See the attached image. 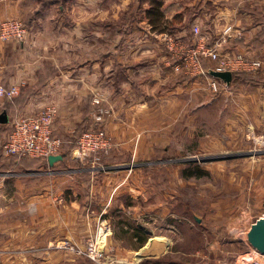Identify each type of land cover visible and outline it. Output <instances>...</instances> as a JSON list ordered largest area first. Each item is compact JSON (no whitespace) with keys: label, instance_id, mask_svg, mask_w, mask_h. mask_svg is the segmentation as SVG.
Returning a JSON list of instances; mask_svg holds the SVG:
<instances>
[{"label":"crops","instance_id":"1","mask_svg":"<svg viewBox=\"0 0 264 264\" xmlns=\"http://www.w3.org/2000/svg\"><path fill=\"white\" fill-rule=\"evenodd\" d=\"M71 1L41 6L43 0H0V24L19 19L28 28L23 41L0 39V76L7 86L20 87L18 102L0 97V117L10 112L0 120V264H95L53 244L70 240L83 246L102 220L111 229L104 244L110 264H237V256L250 249L238 238L245 228L234 234L227 227L253 220L238 217L240 205L217 200L188 223L175 212L172 177L163 166L185 161L169 158L175 150L180 154L197 144L223 152L253 132L264 134V82L233 76L215 92L205 76L175 70L165 40L173 36L190 46L204 37L222 56L261 60L262 69L253 75L264 78V0H159L156 16L153 0H120L127 20L117 36L98 58L74 65L73 17L64 8ZM206 61L205 70H212L214 63ZM97 92L111 110L102 126L114 143L101 157L103 169L66 154L79 126L94 125L91 101ZM49 105L58 109L53 135L66 157L54 165L16 164L2 151L14 119ZM209 114L215 115L211 123ZM258 174L264 178V159L251 170L253 181ZM258 183L264 208V180ZM154 239L165 245L148 251Z\"/></svg>","mask_w":264,"mask_h":264},{"label":"rangeland","instance_id":"2","mask_svg":"<svg viewBox=\"0 0 264 264\" xmlns=\"http://www.w3.org/2000/svg\"><path fill=\"white\" fill-rule=\"evenodd\" d=\"M64 8L73 17V65L88 58H98L103 50L102 46L107 45L109 40L117 36L115 31L120 29V26L127 20V8L120 0H73L71 3L68 2ZM96 33L99 35L96 36ZM91 34L96 37L87 41V37ZM91 46L93 48L89 50ZM206 60L209 59H204L203 67L204 62H207ZM210 61L214 63L215 67L216 62ZM207 64L211 65L210 63ZM261 69L245 72L259 74ZM206 72L209 73V70ZM214 95L215 93L206 99L208 105L213 104ZM214 118V114L206 116L209 123ZM249 137V140H246L241 146L230 147L223 152L217 150L203 151L198 148L197 144L191 145L190 151H180L182 152L180 154L175 153L177 150L169 152L170 159L176 157H186L187 159L183 162L175 161L163 166V168H167L169 177H172L174 203L178 202L175 212L178 215H185L189 219L188 223H196L194 213L199 215L205 210L210 212L211 210L206 208L211 207L215 201L222 200L225 202L232 201L235 205H240L241 212L238 217L244 218L245 221L253 220L254 222L263 216L264 208L260 206V199L257 198V195L262 191V186L260 183L255 184V182H262L264 178L258 174V177H255L253 181L251 170L253 171L254 167L257 169L259 164L263 163L264 144L258 142L259 139L257 138L260 137L258 133L253 132ZM164 163V165L167 164V162ZM163 164L161 163V165ZM189 167H199L208 174L201 177H187L184 175V169ZM94 168L97 169L96 166ZM232 171L236 173L235 177L230 176ZM177 173L179 177L176 176ZM244 194L245 197H242L241 195ZM237 222L239 223V221ZM239 228H245V226L240 224L239 227L232 224L227 227L228 232L231 231L234 234ZM56 243L53 244L54 248H56Z\"/></svg>","mask_w":264,"mask_h":264},{"label":"built area","instance_id":"3","mask_svg":"<svg viewBox=\"0 0 264 264\" xmlns=\"http://www.w3.org/2000/svg\"><path fill=\"white\" fill-rule=\"evenodd\" d=\"M27 34L28 28L22 20L8 19L0 24V39L2 41L12 39L23 41ZM165 42L172 59L177 61L174 66L175 70L185 71L191 77L205 76L210 88L215 92L221 90L224 82L205 71L203 67L204 59L215 61L216 66L214 69L221 71H255L263 67L261 60L248 58L242 54L230 57L222 56L217 46L209 45L204 37H199L194 46H184L173 36H168ZM19 93L20 87L18 85L7 86L0 76V97L12 100ZM106 102V97L103 93L97 92L93 95L91 117L94 125L87 128L80 135L76 141V148L72 153V157L75 160L91 162L92 166L101 169L104 168L101 161L102 155L110 153L114 147L113 139L102 126L103 117L111 113ZM57 114V107L49 105L33 115L16 117L13 121L12 130L2 144L3 154L7 157H42L46 159L51 155L60 154L62 141L53 135V124ZM257 139H259L258 142L264 144V134ZM244 226L245 230L242 232L247 231L250 224ZM110 230L107 222L102 220L98 224L94 237L87 238L83 246L77 245L70 240H62L57 242L55 247L72 251L77 255L86 256L99 264H110L107 261L104 249L105 239ZM240 233L238 238L243 240L240 237ZM236 263L264 264V254H260L250 247L248 251L237 256Z\"/></svg>","mask_w":264,"mask_h":264},{"label":"trees","instance_id":"4","mask_svg":"<svg viewBox=\"0 0 264 264\" xmlns=\"http://www.w3.org/2000/svg\"><path fill=\"white\" fill-rule=\"evenodd\" d=\"M56 1L63 2L64 0H43V4L41 6L44 5V2H45V4H49L51 2H56ZM161 5L162 4H161V2L159 0H153V3H152V7L153 8H152V11H155L154 12L155 13V16L159 14L158 11H159V7H161ZM234 78H237V79L239 78V79L244 80V81L256 82V83H263L264 82V78L256 77L253 74H251L249 72H245V71H235L234 72ZM182 79H189V81H192V79L189 78L188 76H183ZM31 92H33V89H29L27 92H25V94L23 95V97H21L19 99L24 100L26 98V96H29L30 95ZM11 101H12L13 104L16 103V102H18L16 100V97L14 99H12ZM7 110H8V108H7ZM8 111H7V114L9 115L10 112L8 113ZM87 128L88 127H86V124H83V125L79 126V129H77L76 141L78 140V138L80 137V135ZM76 141L74 143L73 150L70 153H66L67 155L68 154L70 155L75 150V148H76ZM159 153L161 154L162 151H159ZM66 154H63V157H66ZM12 157L15 158V162L17 161L16 164H24V163H28V162H45V163L48 162V159L42 158V157H25V158H17L16 156H12ZM58 161H61V160H58ZM58 161H56V162H58ZM56 162H54V164ZM54 164H52V165H54ZM206 174H208V173L206 171L200 169L199 167H195V168L189 167V168L184 169V175L187 176V177H189V176L201 177V176L206 175Z\"/></svg>","mask_w":264,"mask_h":264},{"label":"water","instance_id":"5","mask_svg":"<svg viewBox=\"0 0 264 264\" xmlns=\"http://www.w3.org/2000/svg\"><path fill=\"white\" fill-rule=\"evenodd\" d=\"M209 73L218 79H221L226 84H230L233 80L234 73L230 70H215L212 69ZM8 115L3 113L0 120L5 122ZM63 159V155H51L48 157L49 163L52 165L54 162ZM240 237L256 252L264 254V216L256 219L245 232L240 233Z\"/></svg>","mask_w":264,"mask_h":264},{"label":"bare ground","instance_id":"6","mask_svg":"<svg viewBox=\"0 0 264 264\" xmlns=\"http://www.w3.org/2000/svg\"><path fill=\"white\" fill-rule=\"evenodd\" d=\"M151 243H155V245H149L147 248H148V251L150 250V248L154 247L155 246V249H159V248H162V246L165 245V242L160 240V239H154Z\"/></svg>","mask_w":264,"mask_h":264}]
</instances>
